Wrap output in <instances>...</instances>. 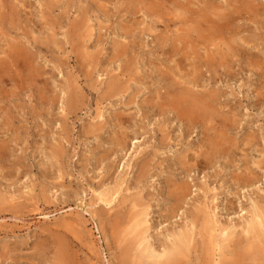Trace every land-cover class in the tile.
Segmentation results:
<instances>
[{
    "label": "rangeland",
    "instance_id": "1",
    "mask_svg": "<svg viewBox=\"0 0 264 264\" xmlns=\"http://www.w3.org/2000/svg\"><path fill=\"white\" fill-rule=\"evenodd\" d=\"M259 210L264 0H0V264H264Z\"/></svg>",
    "mask_w": 264,
    "mask_h": 264
},
{
    "label": "bare ground",
    "instance_id": "2",
    "mask_svg": "<svg viewBox=\"0 0 264 264\" xmlns=\"http://www.w3.org/2000/svg\"><path fill=\"white\" fill-rule=\"evenodd\" d=\"M207 111V110H206ZM112 197V196H111ZM113 198V197H112ZM103 199V198H102ZM107 199V198H106ZM104 201H105V199H104ZM113 201V200H112ZM111 204V203H110ZM109 205V204H108ZM262 211V210H261ZM259 212H260V210H259ZM257 214V213H256ZM257 218H258V223L257 224H259V227H261V229L264 227V216H263V214H262V212H260L259 214H258V216H256ZM255 217V218H256ZM254 223V222H253ZM251 224V223H250ZM255 224V223H254ZM253 224V226H255ZM140 225V224H139ZM252 226V225H251ZM134 227H137V226H135L134 225ZM246 227V226H245ZM256 227H258V225H256ZM256 227H253L254 228V231L256 230L257 231V228ZM138 228V227H137ZM247 229H249V228H246V229H244V230H247ZM222 231V230H221ZM262 231V230H261ZM260 231V232H261ZM249 231H247L246 233H248ZM250 232H251V230H250ZM259 231H258V233H260ZM228 233V232H227ZM223 234V233H222ZM225 234V233H224ZM223 234V235H224ZM249 234V233H248ZM228 235V234H227ZM141 236V235H140ZM231 236V235H230ZM143 238V237H142ZM189 238V237H188ZM187 237H186V235H183L182 237H179V239H176V241H175V243H174V249H173V251H171V252H165V253H163L164 255H161V256H159V258L158 257H153L152 256V258H154L153 260H157V262H156V264H162V263H164V262H169V263H178L179 261H180V259L181 258H184L185 256H187V254H188V251H189V248H190V241H189V239H188ZM227 238H228V236H227ZM226 238V240H228ZM230 239V238H229ZM145 240V239H144ZM144 242V241H143ZM139 243V242H138ZM220 244H221V242H220ZM140 245H143V243L142 244H140ZM150 246V245H149ZM171 247V246H170ZM256 248H258V246L256 247L255 246V250L257 251V253L258 252H261V250H258V249H256ZM149 249V248H148ZM147 248H146V251H144L145 253L147 252V250H148ZM144 250V249H143ZM224 251V250H223ZM149 252V251H148ZM225 253V252H224ZM151 254H153V253H151ZM154 255V254H153ZM156 255V254H155ZM154 255V256H155ZM158 255H160V254H158ZM157 255V256H158ZM254 256H255V254H254ZM147 257H150V256H147ZM165 258H166V260H165ZM151 259V258H150ZM163 260H165V261H163ZM160 261V262H159ZM155 262V261H154ZM186 262V261H185Z\"/></svg>",
    "mask_w": 264,
    "mask_h": 264
}]
</instances>
